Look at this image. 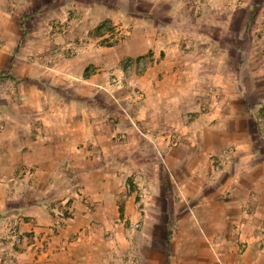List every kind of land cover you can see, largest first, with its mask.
<instances>
[{
	"label": "crops",
	"instance_id": "obj_1",
	"mask_svg": "<svg viewBox=\"0 0 264 264\" xmlns=\"http://www.w3.org/2000/svg\"><path fill=\"white\" fill-rule=\"evenodd\" d=\"M36 1L0 0V264H129V244L119 242L125 227L98 216L122 210L115 204L129 162L117 163L113 137L125 130L133 145L134 137L143 138L136 124L157 130L159 140L147 147L190 158L175 166L180 175L159 177L165 190L177 188L164 197L175 202L179 219L177 238L158 250L156 264H264V52L243 45L261 38L264 0L234 6L231 0H153L140 16L130 15L129 36L100 45L103 35L88 32L91 43L75 55L68 48L76 37L58 25L69 17V4ZM87 8L89 18H79L94 27L103 14ZM251 22L253 33L246 31ZM245 55L258 59L250 83L231 65V57ZM139 57L146 63L137 75L141 101L129 93L136 75L127 63ZM115 73L120 84H111ZM216 82L227 96L205 101ZM190 111L197 113L189 117ZM171 135L179 136L177 144H170ZM225 152L231 156L210 175L214 154ZM79 192L95 207L87 209ZM57 199L56 205L69 202L75 222L41 226L39 218L51 216L47 209ZM24 231L35 237L21 239ZM146 248L135 256L140 264L151 257Z\"/></svg>",
	"mask_w": 264,
	"mask_h": 264
},
{
	"label": "rangeland",
	"instance_id": "obj_2",
	"mask_svg": "<svg viewBox=\"0 0 264 264\" xmlns=\"http://www.w3.org/2000/svg\"><path fill=\"white\" fill-rule=\"evenodd\" d=\"M39 1L43 2L48 0H37L36 2ZM152 1L153 0H62V2H67L69 4V17L64 19V23H61V20L58 22V25L61 26V28H59V31H61L62 34H73L74 37H76L74 40V44H71L68 48L69 52L74 55L78 54L79 50H81L80 48L85 45L82 43H91V34L103 35L99 38L98 41H96L98 44L111 45L130 35L133 22V18H131L130 15H133L134 17L140 16L142 14L143 8L147 9L152 4ZM51 2H53V0H51ZM214 2L220 4L221 0H214ZM238 2V0H231L229 5L234 6ZM169 4H171L170 1L163 2L159 7L165 8ZM194 5L199 6V4L195 1ZM88 6H93L96 14L102 13L103 19L99 20V23H96V26L87 28L83 26L84 21L79 18V15L85 16L86 14L87 16V13L85 12H87ZM129 7L134 8L133 13L129 12ZM126 11L127 13L129 12V15L125 14ZM196 12L199 14V17L201 12ZM213 13L216 16H221L220 11H215ZM107 14L113 15L115 19L104 18V16ZM87 18L89 17L87 16ZM117 18H120V20H117ZM253 26L254 24L251 22V24L246 27V31L253 33ZM217 30L220 31L219 29ZM88 32H91V34ZM256 32H259V34L261 33V38H256L255 36L251 35L255 38V40H245L243 42V45L245 47L252 46L256 49L259 48L264 52V35H262L264 34V21ZM255 34L257 35V33ZM86 40H88V42H86ZM78 46L80 47L79 50L77 49ZM185 48L191 49V45L187 43L185 44ZM239 59L241 60L240 63ZM127 63L129 64L130 69L134 71V75H136L128 82L130 86L129 93H131V96L135 98V100H144V98L146 97L144 87L139 81H137V75L143 74L145 72V59L139 57L133 61L128 60ZM255 63H258V59H253V56L245 55L241 58L237 57L235 59L234 57H231V65L233 66V68L240 66V78L248 83L252 82L253 67L256 65ZM230 76L231 79L236 80L237 73L231 70ZM118 82L119 78L115 73L112 76L111 84H118ZM213 85V88H209L205 93L206 98L204 99L205 101H211L213 99L215 103H218L222 101L225 96H227V91H225L223 89V86L218 82L213 83ZM125 94L126 92H118L117 97H123L125 96ZM108 98L110 97H107L106 99ZM112 100L115 101L116 99L113 98ZM215 105L217 106L218 104ZM215 105L214 107L216 108ZM209 107L210 103L207 106L204 104L201 106V110H205ZM114 113L119 118L121 117V110L119 108L115 109ZM195 113H197V111H190L188 113V116ZM136 126L137 132L140 134L142 133L143 138H139L138 136L134 137L132 139L133 145H130V140L128 142L129 135L125 130H120L116 134V136L113 137L115 147L117 148L116 160L120 158L122 159V161H117V163H123V161L129 162L128 169L124 171L126 172V176L124 174L125 179L121 184L122 191L118 192L119 196L117 197V201L115 204H119L122 210L118 212L114 211V215L111 217L98 216V219L99 222L103 224L110 222L114 224H121L125 227L126 234H122V237H119V242L122 244L121 246H126V244H129V264H140L138 263L139 261L137 260V258H135V256H141L139 248H141L142 246L148 248L143 251H149L151 253V257H147V260H145L144 262H146V264H156L159 260H161L157 253L158 250L161 252V250L163 249V245H165L167 242L170 243L177 238L176 235L178 233L175 232V229L173 227L174 221H178L179 219L173 213L175 202L172 201L170 197H164L165 194L173 193L174 189L177 188L173 185H166L165 190V185H162L159 182V177L172 178L175 175H180V171L176 169L175 166L190 161V158L187 155L175 158L179 155V153H176L174 148L166 149L164 155V152L160 153L156 150L157 147L156 149L150 146L147 147L145 142L156 144V142L159 140L158 134L156 133L157 130L153 129L154 126H148L149 128L146 129L139 126V124H136ZM261 127V129L264 130V122ZM178 141L179 136H170L171 145L177 144ZM128 145L129 153H127L128 151L126 150V146ZM132 149H134L135 151H131ZM125 154H129V156H127L124 160ZM229 156H231L230 152H225L224 154L219 155L214 154L213 159L215 168L213 167L214 170L210 175H214V171H219L222 167V164L224 163V161L228 160ZM163 159L166 160L168 165L165 164L166 162H163ZM121 165L122 164H117V166ZM164 167L165 169H163ZM75 196L85 204L87 209H92L95 207V202L89 199V196L83 195L81 194V192H79ZM58 202V199L54 200L53 205H51V207L47 209V212L51 216L39 218L41 220H44V223L42 221L40 222L41 226H46L48 224L52 227H59L60 225L64 226L75 222L74 210L70 209L67 206L69 205V202H67L65 206L62 204L56 205ZM18 203L16 201L12 203L8 202L7 207H14ZM179 204L183 203L178 202V206ZM163 210H169V212L165 213ZM96 217L97 216H95V218L93 217L94 221L98 220ZM27 218L29 217L24 216L23 219ZM4 219L7 220L9 218ZM20 219L21 218L18 217V220ZM39 219L38 221H40ZM13 230L14 228L9 231L8 238H11V233H14ZM16 233L17 232H15V234ZM19 236L21 239L23 237V240L25 239V236H27V238L29 239H33V237H35V234L33 231H24ZM19 236H17V238H19ZM166 252H168V250H166Z\"/></svg>",
	"mask_w": 264,
	"mask_h": 264
}]
</instances>
